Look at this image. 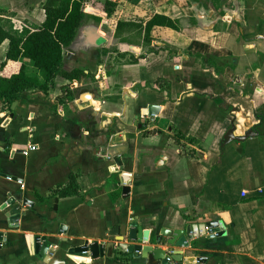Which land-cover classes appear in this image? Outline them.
<instances>
[{
	"label": "crops",
	"instance_id": "crops-1",
	"mask_svg": "<svg viewBox=\"0 0 264 264\" xmlns=\"http://www.w3.org/2000/svg\"><path fill=\"white\" fill-rule=\"evenodd\" d=\"M101 1L115 12L89 8L64 54L80 80L0 102V264H157L120 263L117 248L96 261L70 253L131 245L110 234L133 223L150 233L142 245L164 251L154 242L163 228L217 225L177 250L184 264H264V0ZM46 2L0 0V11L21 36L46 21ZM158 16L178 30L148 31ZM9 48L0 47V76ZM26 72L45 83L30 62ZM73 175L80 193L63 198ZM15 204L25 213L11 227ZM36 237L55 254L36 252Z\"/></svg>",
	"mask_w": 264,
	"mask_h": 264
},
{
	"label": "trees",
	"instance_id": "trees-1",
	"mask_svg": "<svg viewBox=\"0 0 264 264\" xmlns=\"http://www.w3.org/2000/svg\"><path fill=\"white\" fill-rule=\"evenodd\" d=\"M117 5L114 1L104 3L101 0H47L44 7L46 21L41 26H32L31 30L21 36L11 27L12 16L0 11V47L4 42H10L8 62L0 76V102L11 107L27 90H47L58 77L71 82L80 80L81 71L68 72L65 69L64 54L85 26L89 8L99 9L110 16ZM122 26L119 24V29ZM155 26L178 30L173 21L160 16L148 24L147 30L150 31ZM27 62L41 72L44 84L38 77L27 75ZM79 193L77 177L73 175L68 185L58 194L67 198Z\"/></svg>",
	"mask_w": 264,
	"mask_h": 264
},
{
	"label": "water",
	"instance_id": "water-1",
	"mask_svg": "<svg viewBox=\"0 0 264 264\" xmlns=\"http://www.w3.org/2000/svg\"><path fill=\"white\" fill-rule=\"evenodd\" d=\"M16 105V103H14ZM160 110L159 107H151L150 115H155ZM231 136V135H230ZM229 136V140H230ZM226 142H230V141ZM232 141V140H231ZM130 176L128 173H121L119 179L121 185L123 187L124 193H128L130 189L128 186L130 185ZM29 202H24V206H28ZM14 205V204H10ZM25 212L22 211L19 205H16L11 208L10 212L7 213V218L9 220L10 226L17 227V222L21 220L22 214ZM215 228V231L218 232L217 225H189L186 229L181 230H170L163 228L160 231V234L154 238V242L157 246L161 247H169L167 251L163 249L154 248L151 246H144L142 244L148 243L150 239V233L148 231H144L142 227L138 223H133L129 226V232L127 234V226H120L115 229L114 233H111L110 236H121L127 238L133 244L128 245L124 244L123 241L118 240L116 243H98L95 242L91 245L88 243L81 248L75 249L71 251V254H80L84 253L90 254L92 260H100L106 257V252L109 249H116L120 253V257L116 258V254H114L113 258L118 259L120 263H125L128 260H141L148 259L149 262L156 261L157 264H184L187 262L185 260V253L182 251H177L182 248H190V242L195 239H199L201 236H206L208 229ZM35 250L36 252H43L44 254L50 253L55 254L56 250L51 249L52 243L48 241L47 238H34ZM168 258L171 259V262L168 261Z\"/></svg>",
	"mask_w": 264,
	"mask_h": 264
},
{
	"label": "built area",
	"instance_id": "built-area-1",
	"mask_svg": "<svg viewBox=\"0 0 264 264\" xmlns=\"http://www.w3.org/2000/svg\"><path fill=\"white\" fill-rule=\"evenodd\" d=\"M29 151L30 149L26 150L23 152V154L25 156H28L29 155ZM9 180H12L11 178H9ZM247 195V193H244L243 196L245 197ZM207 234H210V235H217L216 232H213V229H208L207 230ZM5 246V238L2 234H0V249H3V247ZM88 254L84 253L83 256H87ZM168 261L171 262V259L168 258ZM203 260H198L196 261L194 264H202Z\"/></svg>",
	"mask_w": 264,
	"mask_h": 264
}]
</instances>
